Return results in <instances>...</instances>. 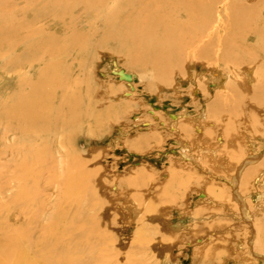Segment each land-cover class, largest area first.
Masks as SVG:
<instances>
[{
    "label": "rangeland",
    "instance_id": "374dc122",
    "mask_svg": "<svg viewBox=\"0 0 264 264\" xmlns=\"http://www.w3.org/2000/svg\"><path fill=\"white\" fill-rule=\"evenodd\" d=\"M225 1L228 6L219 4L218 13L224 20L222 23H225V31L220 34L224 42L221 53L225 52L227 57L223 55L219 63L215 61L207 65L208 60L199 59L195 51L198 48L207 51L204 45L208 39L205 38V42L193 41L194 44L189 45L195 47V51L189 49L185 52L188 55L183 59L180 69L173 71L167 80L161 72L149 66H129L126 57L115 52L120 51L115 42L104 45L103 36L95 37L94 25L88 29L82 26L90 34L88 38L91 46L97 45L95 50L76 56L75 64L78 65H75V70L68 68L73 72L74 80L78 79L73 84L80 98V111L75 119L78 121H72L64 127L54 126L46 137L43 136V145H39L43 152L37 154L36 166H68L71 171L80 169L82 173H73L81 176H78L81 178L80 183L71 185L77 190H71L70 193L80 191L82 194L86 191V194L82 204L71 202L72 198L67 197L68 194L57 198L61 204H58L60 208L55 213L54 222L50 224V231L53 236L58 235L64 241L60 244L65 248H39V254L42 252L45 257H51L48 262L41 259L40 264H105L104 261L108 264H264L263 250L255 248L257 244L252 241L258 231L254 235L249 233L252 232L251 228L258 230L257 226L264 233V211L258 209L264 205V197L259 198L260 193L264 194V165L251 167L245 182L241 178L236 185L239 192L246 190V193L241 191L247 200L245 206L249 214L257 213L255 219L259 220L260 226L254 220L244 221L238 216L241 215V207L233 200L235 190L229 184L232 181L230 179L237 175L238 170L235 169L245 158H250L252 152L255 151L256 161L264 163V90H261L264 86V0ZM10 14L16 15L11 9H6L5 0H0V247L11 244L12 249H3V252L10 258V264H15L17 258L13 256L18 254L15 244L18 245L21 228L26 223L18 221V211L14 205L17 201L19 158L11 152L5 154L4 150L19 142L12 126L8 128L10 130H5L7 127L4 125L7 124L2 114L4 105L13 101L11 95L16 98L15 93L21 91L13 76L2 75L5 74L3 68L7 61L13 60L17 54L11 46L3 44L4 23L8 17L6 15ZM216 20L215 17L214 35L211 37L213 53L218 50L220 42L215 31V27H218ZM28 22L23 28L33 27V24L28 26ZM198 31L196 34L200 39L204 32ZM26 36L21 35V38ZM29 39L24 47L28 42H36ZM3 55L11 59L6 56L3 60ZM24 57L27 58L26 55ZM224 59L230 64L227 65ZM48 61H52L50 57ZM215 67L220 68L218 72L221 75L226 72L224 74L231 77V88L227 85L225 90L217 89L214 83L210 82L212 85H209V82L201 81L200 76H196L203 70V77L214 76ZM251 68H255L259 84L248 82L247 70ZM129 70L137 80L131 84L133 89L118 74H114V71ZM28 73V70L23 69L24 76L27 77ZM9 82L12 88L8 86ZM127 93L131 96L127 97ZM248 94L251 97H247ZM255 96H260L261 101H256ZM217 101L219 104L215 105ZM67 110L65 108L60 112L61 119L62 116L66 118L64 120L70 118ZM204 113L211 114L201 118L203 122L198 121L199 116L204 117ZM171 115L183 116L184 120L177 123L180 129ZM54 116L52 120L56 118ZM183 121L188 125L182 124ZM174 125L176 131L171 127ZM197 126L204 127L202 134H199ZM7 134L11 136L10 139ZM231 142L239 144L236 156H230ZM200 157L204 166L199 167L195 163ZM38 158L41 165L38 164ZM258 162L257 165H260ZM137 170L138 173L144 170L145 176H137ZM213 185H216V189ZM209 189L222 193V198L211 195ZM204 191L211 195L213 202L199 203L198 206ZM183 193L185 197H182ZM137 206L141 214L135 217L130 210ZM224 206L227 208L224 209ZM212 207H215V211ZM213 216L214 220L211 219ZM48 220L44 224L48 225ZM162 234L167 236L164 241L160 239ZM39 235L34 237L35 241L40 240ZM103 240L106 245L102 243Z\"/></svg>",
    "mask_w": 264,
    "mask_h": 264
},
{
    "label": "bare ground",
    "instance_id": "6f19581e",
    "mask_svg": "<svg viewBox=\"0 0 264 264\" xmlns=\"http://www.w3.org/2000/svg\"><path fill=\"white\" fill-rule=\"evenodd\" d=\"M5 4H6V9H11L13 12L16 13V15L15 14L6 15L8 17H6L4 23L5 37L3 38V44L4 46L6 45L11 46L12 50L16 51L17 54L14 59L12 58L13 60L7 61L6 64L4 63L5 67L3 68V70L5 71V74L2 73V75L6 77H9V75L13 76L16 79V85L21 87V91L15 93L16 98L13 95H11L12 96L11 100L13 101L9 102L8 104H5L3 108V112H2L4 117L3 121L7 124V126L4 125L5 127H7L5 130H7L8 128H10V126H12L13 127V128L11 127L12 131L14 132L15 135H17V139L19 140V142L17 140L18 145L16 144L15 146L10 145L11 147H6L4 148V150H5V154L7 152H8L7 154L11 152L14 153L16 157L18 156L19 158L18 160L19 166L17 165L18 166L17 171H19V173H16L19 174V177L17 178L16 181L17 201L15 202L14 205L16 210L18 211L17 213L18 221H21L22 223H26V226L24 228H21L20 231L21 238L18 245L15 244L16 246L15 248L18 249V254L14 255L13 258L15 259L17 258L15 264H19V262L20 264H32L33 262H36L35 264H40L41 259H45L46 262H48L51 257H48V255H46L45 257L42 252L39 254L38 253L39 248L44 246L53 247V250L55 248L56 250L65 248L63 244H60V243H64V241H62L58 235L53 236L52 232L50 231L51 229L50 224L54 222L55 213H57L60 208L58 204H61L59 203V201H57V198L65 196V194H68L67 197L72 198V200L70 199L71 202L74 201L75 203L78 201L79 202L78 204H82V202L84 201V195L86 194V191L85 193L82 194L80 193V191L79 193L76 192L73 194L70 193L71 190L72 192H74L75 189L77 190V187L76 188L73 187L76 186L75 185L76 183H80L81 178H78V176L80 175L76 176L77 173L79 174L80 169L75 170L76 171L75 172L74 169L73 171H71V169L68 166H39V165L36 166V156L37 154H41L43 152V148L41 147L42 148L41 149L39 147L40 143L43 145L42 143L43 136L46 137L45 135H48L47 132H49L52 128H54V126L59 125L58 127L55 128H59L60 126L64 127L72 121L74 123L78 121L75 119L76 117L78 118L76 114L79 113L80 111L79 110L80 98H79V94L77 95L76 89L73 88V84L78 79L76 78L77 80L76 79H75L76 81L74 80L73 72L69 71V69L70 67H72V69L75 70L74 67L78 65L75 64L77 59L76 56L79 57L80 54L81 55L86 54L89 50L92 49L95 50L97 45V44L93 45L94 47L91 46L90 43L91 40L90 38H88L90 34L85 29H83V27L88 29L91 25H94L95 34L97 35L95 37L98 38V36H103L104 45H106L108 42H115L120 47V51L116 50L115 52H117V54L124 55L126 57V60L128 61L129 66L133 68L134 67L142 68L149 66V68L161 72L166 79L169 75H171L173 71L180 69L183 59H185V56L188 55L185 52H187L189 49L190 50L193 49L195 51V47H191L189 45V44H194L193 41L196 42L202 40L205 42L204 39L205 38L208 39V43L204 45L207 51H203L202 49L198 48V50L195 51L196 53L194 52L199 59L200 58L207 59L208 60L207 65L208 64L212 65L215 63V61L219 63L223 55L224 58L227 57L225 52L221 53V48H223L224 42L221 40L220 34H222V32L225 31V27H224L225 23H222L224 20L221 17L220 13H218L220 12V10L218 9L219 7H221V5L220 6L218 5L222 4V7L223 6L227 7L228 2H226L225 0L224 1L223 0H5ZM216 14L218 16H216ZM12 15H14L13 18L10 17ZM215 17L217 18L216 22L218 24V27H215L216 28L215 31L216 34L220 37L219 39L220 42L218 45V50L215 51V53H213V48L211 45V37H213L214 35L212 30L214 28ZM28 20L30 22H28ZM27 22L29 23L28 26L33 24V27L31 25V27L28 29L25 27L23 28L24 25L26 26ZM197 29L200 31V33L201 31L202 33L204 32L203 36L200 37V39L199 36H197L196 34ZM261 33L263 37L262 30H260V34ZM21 35H27V36L21 38ZM29 38L34 39L36 42H32V41L28 42V45L24 47L23 45ZM11 48L9 49V52L11 51ZM9 52L7 53L9 54ZM24 55H26L27 58H25ZM72 55L74 61L73 59L71 60ZM6 56L3 55L2 59L5 60ZM49 57L52 61H48ZM7 59H11V57H8ZM224 62L226 64L229 63L225 59ZM161 67L163 69L160 71ZM218 68L219 67L214 68L215 69L213 71L214 76L203 77L205 75V73H203L204 70L200 74H196V76H200L199 78L201 79V81L206 80L207 83L208 82L214 83L217 89L222 88L223 90H225L227 85L229 86V88H231L232 86L231 81L229 83V79H231V77L227 74L225 75L224 73L226 72L222 73L223 75H221V73L218 72ZM23 69L28 70L29 73L27 74V77L24 76ZM117 69L118 68L116 66V70ZM114 74L116 75L118 74L120 79L122 81L129 83L130 87H132L133 89V85L131 84H133V81L134 82L137 81L134 73H130L129 70V72L114 71ZM34 76H35V80L33 81ZM246 77H248L249 80L248 82L253 84L255 83V85L256 83H258L257 72L255 68H251L247 70ZM7 79L8 78H5V80ZM10 79L12 82L13 80L12 77H10ZM236 79L237 78H235V80ZM211 83L209 85H212ZM8 86L10 88L13 87L11 86L10 82ZM22 87L24 88V91H22ZM25 88H27V90ZM259 88H261V86ZM261 90H264V86L263 89ZM74 94L75 96L73 97ZM130 96L131 94L127 93V97ZM247 97H251V95L248 94ZM255 100L261 101L260 96H255ZM217 104H219L218 101L216 102L215 105ZM263 104H264V100H263ZM65 108L69 109L67 111L70 115V118H68L67 120H64L65 117L63 118V116L62 119L59 117L60 114L62 115V113L60 112H63ZM207 112L209 113V111H206V113ZM206 113H204V117L203 115L199 116L198 121H202L203 119L201 118H206V116H209L211 114L210 113L209 115H206ZM51 114L56 116L54 120L51 119L52 117ZM59 118L64 121L61 122ZM171 118L174 120L177 126V123L181 119H183V116L171 115ZM119 120H120V116L118 121ZM183 123H186V125H188L187 122L183 121L182 124ZM171 127H173L174 130L176 129L175 125ZM197 129L199 134H202L201 130L204 129V127L197 126ZM7 135L9 137V134ZM188 136L190 135H187V137ZM160 138L161 140L163 139L162 137ZM180 138L182 140V137ZM229 146H230L229 151L231 153L230 156L238 155L236 150H238L239 144L236 142H231ZM39 149L41 150L39 151ZM256 149H258V147ZM254 152L251 153L250 158L248 159L245 158L246 160L244 159L243 162L241 161L242 163L240 162L241 165H239L238 169L234 168L235 170H238L237 175L236 176L234 175L235 178L233 177V179L232 178L230 179V181L231 180L232 181L231 183L229 182V184H231L230 187H233L235 192L237 191L236 194L234 192L233 196L235 197V199L233 200H236V202L239 203L241 207L240 208L241 215L238 216H241L242 220L244 221L245 219L247 221L254 220L257 223V225H259V220L255 219L257 213H255L256 215L249 214L248 207H246L247 205L245 206V204H247V200L243 195V193H246V190L245 192L241 190L243 193L241 191L239 192L238 190H236V185H238L237 183H239L238 182L239 179L244 178V182H245V177H248L249 175L248 170L251 167L253 166L259 167L264 165L263 161L261 160L259 162L256 161ZM180 153L182 152L180 151ZM239 156L241 155L239 154ZM239 156H237L238 159ZM185 158L189 159L186 156ZM201 158L202 157H200L199 160L195 163L199 167L204 166L202 164ZM37 161L39 164L40 163L39 158ZM257 162L260 165H257ZM73 173H75L76 175H73ZM135 174L139 177L145 176L144 170H139V173L137 170V173L135 172ZM93 176L95 175L93 174ZM125 178H127L128 180L130 179L128 177ZM71 185L74 186L71 187ZM215 186L213 185V187ZM215 189L213 190L209 189V192L211 191L210 194L216 195L217 198H222L223 196V195L221 196L222 193L216 192ZM186 193L187 192H185V195ZM200 193L202 192H199L198 194ZM262 193L259 194L260 199L264 197V194ZM185 195L183 193L182 197H185ZM209 195L208 192L205 193L204 191L200 195L201 200L197 203L198 206L199 203H201L202 205L204 204V202L205 203L210 202L211 204L213 201L212 198L210 197L211 195L210 196ZM95 196L98 195L95 194ZM224 204L226 205L227 203L225 202ZM218 205H220V203ZM244 207H245V211H244ZM226 208L227 207L224 206V209ZM198 209H200V207ZM213 209L215 211V207ZM250 209L252 208L250 207ZM258 209H260V211L262 210L264 211V205L259 206ZM210 210H211V206H210ZM231 211L233 212V210ZM231 211L230 213H232ZM252 211L254 212V210ZM130 213L135 217H137L139 214H141V210L137 206L136 208H132V210H130ZM234 215L232 216L234 217ZM263 217L261 219H263ZM213 218L214 216L211 219ZM47 219H49L48 225L44 224V222ZM249 225L252 224L249 223ZM257 228L258 230L255 227L251 228L252 232L250 231L249 233L250 234L252 233V235H254L255 232L258 231L256 233L257 236H254V239H252V241H255L257 244L255 248H261L264 252V242H263L264 233L262 234L263 229L259 228L258 226ZM179 230H181V228ZM221 232L222 230L220 231V234ZM38 234H40L39 236L41 238L40 240L38 239L35 241L34 237ZM84 234H87V232ZM172 235L174 236L175 232H173ZM166 237L167 236L162 234L160 236V239L164 241ZM104 240L102 241V243H104ZM105 243L104 245L107 244ZM215 243L218 244L217 242ZM10 245L11 244L7 243V244H3L0 247V264H10L9 262L10 258L3 252V249H8L10 251L12 249ZM215 246H219V245H215ZM255 250L254 252H256ZM104 263L108 264L106 261H104Z\"/></svg>",
    "mask_w": 264,
    "mask_h": 264
}]
</instances>
